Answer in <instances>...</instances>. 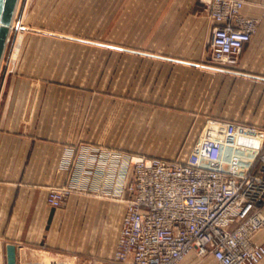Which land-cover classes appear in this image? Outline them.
I'll return each instance as SVG.
<instances>
[{"label":"crops","instance_id":"crops-1","mask_svg":"<svg viewBox=\"0 0 264 264\" xmlns=\"http://www.w3.org/2000/svg\"><path fill=\"white\" fill-rule=\"evenodd\" d=\"M73 8L72 31L31 38L56 52H18L19 39L10 61L71 60L79 68L88 62L91 71L100 61L105 76L121 78L120 88L109 81L71 84L28 65L0 66V264L7 244L16 246V264H86L50 252L88 264H133L132 255L112 260L126 205L91 196L96 176L81 178L88 191L70 194L64 206L48 205L51 188L78 182L81 163L66 167V153L82 157L90 146L101 149V158L108 149L182 157L209 118L264 128V0H245L242 15L257 29L237 63L224 69L208 64L213 22L200 0H74ZM262 239L264 230L256 242Z\"/></svg>","mask_w":264,"mask_h":264},{"label":"built area","instance_id":"built-area-1","mask_svg":"<svg viewBox=\"0 0 264 264\" xmlns=\"http://www.w3.org/2000/svg\"><path fill=\"white\" fill-rule=\"evenodd\" d=\"M200 1L213 22L209 66H233L257 21L242 15L245 0ZM100 151L89 146L78 158L66 153L63 165L81 163L78 182L51 188L47 203L60 208L70 194L88 191L79 180L90 176L98 182L89 192L123 199L114 262L132 255L133 264H181L190 254L211 256L216 264L264 260V239L256 242L264 230L263 127L209 118L182 157L108 149L101 158Z\"/></svg>","mask_w":264,"mask_h":264},{"label":"rangeland","instance_id":"rangeland-1","mask_svg":"<svg viewBox=\"0 0 264 264\" xmlns=\"http://www.w3.org/2000/svg\"><path fill=\"white\" fill-rule=\"evenodd\" d=\"M74 0H20L17 7V11L13 18L12 29L9 35V42L7 44V49L3 61L1 62V70L6 69L10 63L16 64V66H21L25 69L26 65L29 66L31 72L34 71L35 74H41L50 72L49 78L53 79L52 76H59V78L67 83H80V84H96L98 86H103L109 81V84L114 85L115 88H120V77H108L105 76L106 69L102 65L103 62H98V68L91 71L86 69V64L88 62H82V68H79L81 62L65 60V61H44L40 58H34L31 61H10L11 53L16 51V41L21 39L23 45L19 48L18 52L21 53H31V54H47L53 53L56 47H52L50 44L43 45L40 42L32 41L31 38H42V37H61L60 32L72 31L74 27V17L77 13H74ZM33 9V13L28 18L27 11ZM44 26V27H43ZM55 48V49H54ZM56 52V51H55ZM59 52V51H58ZM208 52V50H207ZM58 65V68H57ZM78 65V67H77ZM89 65V64H88ZM92 73V75H90ZM96 74V75H95ZM36 85L39 80V76H35ZM33 85V86H34ZM133 153V152H130ZM134 154V153H133ZM164 158H175L169 156H161ZM91 196L103 199V195L99 193H91ZM109 199V198H108ZM67 202V201H66ZM65 202V203H66ZM64 203V205H65ZM63 205V206H64ZM36 255L35 258L38 259L42 256L39 252H32ZM53 255H60L63 258H71L82 263L88 264L89 262L81 259L79 257L74 258L68 253H47ZM192 257V258H191ZM190 258V262H200V264H215L214 260L210 256L197 257L190 255L185 260ZM184 260V261H185ZM183 263V262H182Z\"/></svg>","mask_w":264,"mask_h":264},{"label":"water","instance_id":"water-1","mask_svg":"<svg viewBox=\"0 0 264 264\" xmlns=\"http://www.w3.org/2000/svg\"><path fill=\"white\" fill-rule=\"evenodd\" d=\"M19 0H0V66L3 59L9 35L12 29L13 17ZM36 94V86H32L29 97L27 117L31 112ZM6 264H16V246L14 244L6 245Z\"/></svg>","mask_w":264,"mask_h":264},{"label":"bare ground","instance_id":"bare-ground-1","mask_svg":"<svg viewBox=\"0 0 264 264\" xmlns=\"http://www.w3.org/2000/svg\"><path fill=\"white\" fill-rule=\"evenodd\" d=\"M16 49H18V48H16ZM15 56V55H14ZM45 262V261H44ZM48 263V262H47ZM50 264V263H49ZM54 264V263H53ZM55 264H60V263H58V262H56Z\"/></svg>","mask_w":264,"mask_h":264}]
</instances>
